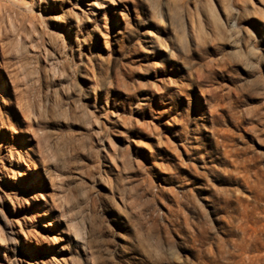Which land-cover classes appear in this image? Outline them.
Returning a JSON list of instances; mask_svg holds the SVG:
<instances>
[{"label":"rangeland","instance_id":"374dc122","mask_svg":"<svg viewBox=\"0 0 264 264\" xmlns=\"http://www.w3.org/2000/svg\"><path fill=\"white\" fill-rule=\"evenodd\" d=\"M0 264H264V0H0Z\"/></svg>","mask_w":264,"mask_h":264}]
</instances>
